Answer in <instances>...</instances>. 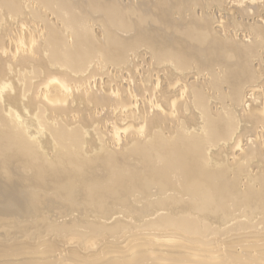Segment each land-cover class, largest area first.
<instances>
[{
    "label": "bare ground",
    "instance_id": "1",
    "mask_svg": "<svg viewBox=\"0 0 264 264\" xmlns=\"http://www.w3.org/2000/svg\"><path fill=\"white\" fill-rule=\"evenodd\" d=\"M0 264H264V0H0Z\"/></svg>",
    "mask_w": 264,
    "mask_h": 264
}]
</instances>
